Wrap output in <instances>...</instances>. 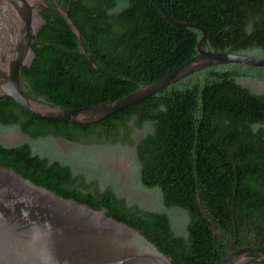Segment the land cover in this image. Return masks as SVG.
<instances>
[{
    "label": "trees",
    "instance_id": "1",
    "mask_svg": "<svg viewBox=\"0 0 264 264\" xmlns=\"http://www.w3.org/2000/svg\"><path fill=\"white\" fill-rule=\"evenodd\" d=\"M155 1L172 20L205 30L202 49L264 59V0ZM44 2L34 58L20 69L23 95L39 103L64 109L110 103L197 54L200 31L171 25L150 0ZM57 7L81 31L91 62ZM256 83L264 84V67L210 66L87 125L40 121L1 98L0 135L18 130L24 141H0V168L105 210L171 264H220L234 229L235 250L264 249V91ZM112 150L131 154L133 186L156 194L161 210L130 203L115 189L105 173V152ZM198 203L222 237L213 234Z\"/></svg>",
    "mask_w": 264,
    "mask_h": 264
},
{
    "label": "water",
    "instance_id": "2",
    "mask_svg": "<svg viewBox=\"0 0 264 264\" xmlns=\"http://www.w3.org/2000/svg\"><path fill=\"white\" fill-rule=\"evenodd\" d=\"M163 18L177 27L200 31L197 54L153 84L110 103L64 109L25 97L20 88V69L29 67L34 52L33 36L44 21L42 0H0V99L10 98L33 118L50 123L94 124L129 106L140 103L168 86L210 66L243 64L263 68L264 59L230 52L202 49L206 33L202 27L172 20L155 0H150ZM69 25L80 45L81 31L59 7L54 10ZM94 69H97L92 64ZM197 208L214 235L222 237L200 203ZM232 220L235 227L234 214ZM234 239L226 243L220 264H247L264 260V249L235 250ZM257 253L258 257H250ZM0 264H171L137 230L71 199L36 186L10 169L0 168Z\"/></svg>",
    "mask_w": 264,
    "mask_h": 264
},
{
    "label": "rangeland",
    "instance_id": "3",
    "mask_svg": "<svg viewBox=\"0 0 264 264\" xmlns=\"http://www.w3.org/2000/svg\"><path fill=\"white\" fill-rule=\"evenodd\" d=\"M255 87L259 91H264V84L256 83ZM133 138H138L137 132ZM0 141L8 146L20 144L24 141L23 135L18 130H11L7 134L0 135ZM105 173L114 181L115 189L127 197L130 203H137L142 208L161 210L156 204V194L133 186L136 178V171L131 164V154L124 151L112 150L105 152ZM173 221L177 222L178 214H171Z\"/></svg>",
    "mask_w": 264,
    "mask_h": 264
},
{
    "label": "flooded vegetation",
    "instance_id": "4",
    "mask_svg": "<svg viewBox=\"0 0 264 264\" xmlns=\"http://www.w3.org/2000/svg\"><path fill=\"white\" fill-rule=\"evenodd\" d=\"M44 2V0H42Z\"/></svg>",
    "mask_w": 264,
    "mask_h": 264
}]
</instances>
